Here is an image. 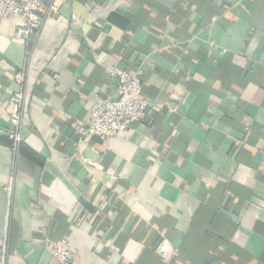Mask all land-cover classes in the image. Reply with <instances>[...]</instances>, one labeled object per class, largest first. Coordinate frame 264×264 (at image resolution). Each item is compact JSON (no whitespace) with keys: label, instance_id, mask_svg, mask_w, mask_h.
Listing matches in <instances>:
<instances>
[{"label":"crops","instance_id":"1","mask_svg":"<svg viewBox=\"0 0 264 264\" xmlns=\"http://www.w3.org/2000/svg\"><path fill=\"white\" fill-rule=\"evenodd\" d=\"M22 24L0 20V264H59L47 239L72 264H264V0H72L29 46ZM139 66L144 119L81 135Z\"/></svg>","mask_w":264,"mask_h":264},{"label":"built area","instance_id":"2","mask_svg":"<svg viewBox=\"0 0 264 264\" xmlns=\"http://www.w3.org/2000/svg\"><path fill=\"white\" fill-rule=\"evenodd\" d=\"M71 1L0 0V20L8 17L21 18L23 24L15 30L14 38L29 46L45 18L58 13L61 4H68ZM108 71L115 85L114 91L90 109V121L80 130L83 136L94 135L102 139L115 136L129 129L135 122L143 120L146 106L152 103L140 95L144 79V69L141 66L134 71L118 68H110ZM22 76L23 72L16 78L21 79ZM23 103L24 94L20 89L13 92L6 108L10 125L6 134L14 152L23 139L21 130ZM46 247L59 264H72L75 260V253L66 239H47ZM4 257L5 251H2V262Z\"/></svg>","mask_w":264,"mask_h":264},{"label":"water","instance_id":"3","mask_svg":"<svg viewBox=\"0 0 264 264\" xmlns=\"http://www.w3.org/2000/svg\"><path fill=\"white\" fill-rule=\"evenodd\" d=\"M15 85H16V83H15ZM19 90H20L19 85H18V87H14V91H19Z\"/></svg>","mask_w":264,"mask_h":264}]
</instances>
